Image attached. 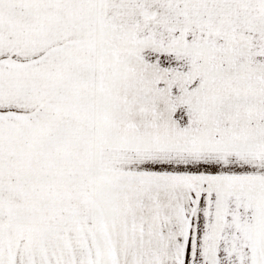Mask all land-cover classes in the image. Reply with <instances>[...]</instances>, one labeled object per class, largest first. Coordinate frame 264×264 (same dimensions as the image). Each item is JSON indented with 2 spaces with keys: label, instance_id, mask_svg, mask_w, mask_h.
<instances>
[{
  "label": "rangeland",
  "instance_id": "374dc122",
  "mask_svg": "<svg viewBox=\"0 0 264 264\" xmlns=\"http://www.w3.org/2000/svg\"><path fill=\"white\" fill-rule=\"evenodd\" d=\"M53 2L0 0V264H264V36Z\"/></svg>",
  "mask_w": 264,
  "mask_h": 264
},
{
  "label": "crops",
  "instance_id": "0c3cea01",
  "mask_svg": "<svg viewBox=\"0 0 264 264\" xmlns=\"http://www.w3.org/2000/svg\"><path fill=\"white\" fill-rule=\"evenodd\" d=\"M54 0L56 8L49 6L53 18L86 20L93 10L100 15L95 19L114 24L146 25L183 28L182 12H196L198 16L185 19H202L206 23H189L205 28L207 33H237L264 36V0ZM52 3V4H53ZM200 5L193 7V5ZM188 5V6H187ZM185 6V7H184ZM65 10V12H62ZM53 11V12H52ZM77 13L79 15H77ZM62 14V15H60ZM73 14V15H71ZM204 14V15H202ZM180 21V22H178ZM203 27V28H201ZM184 29V28H183ZM92 46V45H91ZM91 50L92 48L89 47ZM88 50V49H87Z\"/></svg>",
  "mask_w": 264,
  "mask_h": 264
},
{
  "label": "bare ground",
  "instance_id": "6f19581e",
  "mask_svg": "<svg viewBox=\"0 0 264 264\" xmlns=\"http://www.w3.org/2000/svg\"><path fill=\"white\" fill-rule=\"evenodd\" d=\"M40 264V263H39Z\"/></svg>",
  "mask_w": 264,
  "mask_h": 264
}]
</instances>
